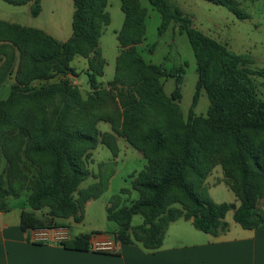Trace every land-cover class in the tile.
I'll list each match as a JSON object with an SVG mask.
<instances>
[{
	"label": "trees",
	"instance_id": "16d2710c",
	"mask_svg": "<svg viewBox=\"0 0 264 264\" xmlns=\"http://www.w3.org/2000/svg\"><path fill=\"white\" fill-rule=\"evenodd\" d=\"M6 1L30 3L32 16L41 11V0ZM72 1V33L64 41L38 28L0 20V44L10 50L11 57L17 50L19 60L16 81L7 96L0 99V149L13 169L17 163L10 159L8 138L3 139L6 127L20 109H26L21 120L34 119L23 152L26 158L38 162L39 172L26 185L29 210L22 211V229L63 225L56 219L68 217L80 222L84 204L106 189V175L96 174L92 175L94 182L79 188L91 175L87 159L96 145L105 144L116 151V139L108 131H99L98 121L107 122L115 135L124 138L146 160L143 169L130 175L131 188L138 198L128 205L121 204V195L129 191L121 189L106 206L107 220L117 226V243H139L145 249L155 250L161 246L168 224L180 218L216 237L228 230L225 215L230 209L233 220L243 229L260 226L264 215L256 210V201L264 196V141L258 136L264 133V100L258 97L252 77H264V70L247 67L252 61L248 54L233 53L225 44L194 27L191 17L171 0H147L160 15L158 35L171 23L177 25L193 51L197 79L191 106L183 119L179 103L184 67L146 63L136 49L145 34L146 11L139 0H120L124 20L116 34L119 52L107 89H102L98 82L105 65L99 38L110 23L107 0ZM207 1L225 6L238 18L247 17L239 0ZM2 47L0 53L4 54ZM75 55L87 60L89 88L85 96L68 79V74L75 72L70 66ZM53 74L62 79L28 88L30 81L48 79ZM170 77L174 86L167 95L160 79ZM202 91L209 104L205 115H196L194 107ZM108 100L113 108L109 106L106 111ZM153 104L162 107L163 124L156 117ZM100 106L104 109L97 112ZM202 133L226 137L227 149H220L221 153L216 155L206 146H199ZM216 158L237 205L214 202L201 185L206 169ZM111 165L106 163L102 167L111 170ZM24 181L19 177L6 185L0 177V210L6 209V198L20 196L19 186H24ZM43 208L47 211L38 215ZM134 215H140L142 222L132 225ZM90 236L91 233L72 236L62 246L88 250Z\"/></svg>",
	"mask_w": 264,
	"mask_h": 264
},
{
	"label": "rangeland",
	"instance_id": "374dc122",
	"mask_svg": "<svg viewBox=\"0 0 264 264\" xmlns=\"http://www.w3.org/2000/svg\"><path fill=\"white\" fill-rule=\"evenodd\" d=\"M171 1L191 17L194 27L225 44L231 52L248 54L252 61L247 64V67L253 70H264V0H239V5L247 16L242 19L234 15L225 6L217 5L207 0ZM139 3L146 11L144 21L145 34L143 41L136 46V49L146 63H163L167 68L178 65L184 67L185 74L181 86L182 97L179 103V110L182 118L185 119L191 106L197 79L192 48L186 34L179 32L177 25L172 23L163 34L158 35L159 13L147 0H139ZM40 5L42 9L40 13L37 16H32L28 3L12 4L6 0H0V20L38 28L56 40H67L72 33L73 1L41 0ZM120 6V0H107L106 10L110 15V23L104 27L99 38V47L105 60L103 75L98 78L102 89L109 87L108 83L114 75L115 58L119 52L116 34L124 20V13ZM152 44H155V46L153 50H150L149 48ZM2 46L0 44V47ZM2 48H5L6 52L4 54L0 53V78L2 79L0 82V99L7 96L11 85L15 83L19 62L17 50L11 57L10 50L6 49V47ZM70 66L75 69V72L68 74V79L80 90L82 96H85V92L89 88L86 75L87 60L82 56L75 55L70 61ZM252 78L258 97L264 100V77L255 75ZM60 79H62L61 75L53 74L48 79L32 80L27 86L28 88H38L43 84L59 82ZM160 82L163 84L165 93L169 95L174 86L173 78H161ZM106 104V111L110 107L113 108L109 100ZM208 104V97L202 91L194 107V113L196 115H205ZM153 106L157 109L156 117L163 124L165 115L162 107L155 104ZM47 109L50 110L49 108ZM103 109L104 107L100 106L97 112H101ZM25 113L26 109L18 110V114L12 118L13 121L6 127L3 137V139L8 138L9 140L12 157L10 154L9 156L11 161L17 163L15 169L9 165L7 157L0 149V177L3 178L5 184L10 185L12 181L19 177L25 180L24 186H19L21 196L9 198L11 203H26V197L29 194L26 185H29V180L36 177L39 172V168L36 165L38 162L29 160L23 152L28 139L26 134L33 130L34 127L33 118H23L21 120ZM96 127L101 132L108 131L116 139V151L113 152L108 146L101 143H98L91 151V157L87 159L91 175L79 184V188H84L94 182L93 174L98 176L106 175L107 186L98 197L90 199L84 204L81 210V221L71 223L72 234H79L77 232L80 230L87 233L113 232L116 224L107 220L106 206L114 195L120 194L121 189L129 190L121 195V204L128 205L138 198L137 192L131 188L132 178L130 175L143 169L146 163L145 158L137 149L110 130V125L107 122L98 121ZM205 133L200 136L202 144L200 143L199 146H206L210 153L214 152L216 155L221 153L220 149H227L228 139L226 137L222 135L211 136ZM258 137L264 141V133ZM19 146V150L16 151ZM106 163L112 164L111 170H105L102 167V164ZM11 169H13V172H11ZM16 169H18L19 174ZM205 172L201 185L207 191L208 196L217 203L227 202L237 205L238 200L235 198L234 193L223 181V168L217 158ZM46 211L47 208H43L39 211V215L44 214ZM225 220L228 224L235 225V227L240 226L233 220L231 209L226 213ZM141 222L142 217L140 215L132 217V225H137Z\"/></svg>",
	"mask_w": 264,
	"mask_h": 264
},
{
	"label": "crops",
	"instance_id": "0c3cea01",
	"mask_svg": "<svg viewBox=\"0 0 264 264\" xmlns=\"http://www.w3.org/2000/svg\"><path fill=\"white\" fill-rule=\"evenodd\" d=\"M9 198L16 197L6 198V209L0 210V264H264V222L250 230L229 223L225 233L213 237L180 218L168 224L162 244L155 250L139 243H117L112 252L77 250L28 241L27 229L21 227L22 211L29 210L27 197L26 203H11ZM256 210L264 215V196L256 201ZM56 221L70 230L75 222L72 217ZM116 228L113 232L91 233L90 239L113 236Z\"/></svg>",
	"mask_w": 264,
	"mask_h": 264
},
{
	"label": "built area",
	"instance_id": "2783aa9c",
	"mask_svg": "<svg viewBox=\"0 0 264 264\" xmlns=\"http://www.w3.org/2000/svg\"><path fill=\"white\" fill-rule=\"evenodd\" d=\"M71 238V230L66 225L50 224L27 229V239L33 243L62 245ZM116 245L115 235H110L103 240L89 238L88 242V248L93 251L112 252L115 251Z\"/></svg>",
	"mask_w": 264,
	"mask_h": 264
}]
</instances>
